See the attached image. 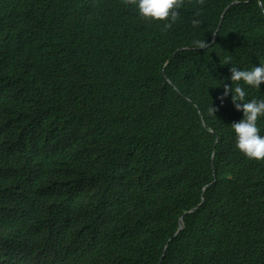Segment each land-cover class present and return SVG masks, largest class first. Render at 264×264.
<instances>
[{
    "label": "trees",
    "instance_id": "trees-1",
    "mask_svg": "<svg viewBox=\"0 0 264 264\" xmlns=\"http://www.w3.org/2000/svg\"><path fill=\"white\" fill-rule=\"evenodd\" d=\"M226 58L264 63L258 0H182L167 30L125 0H0V264H264Z\"/></svg>",
    "mask_w": 264,
    "mask_h": 264
},
{
    "label": "clouds",
    "instance_id": "clouds-1",
    "mask_svg": "<svg viewBox=\"0 0 264 264\" xmlns=\"http://www.w3.org/2000/svg\"><path fill=\"white\" fill-rule=\"evenodd\" d=\"M259 1L260 0H258V3ZM125 3L133 5L141 18L162 22L164 30L171 28L182 9V0H125ZM232 3H238V1H232L230 4ZM229 5L224 8L223 12L227 10ZM193 15L194 18L190 23L194 28L199 27L201 24V20L198 18L200 15L199 11L195 12ZM221 20L222 15L219 18L217 28ZM213 35L215 40V32L212 36ZM211 39L206 44L204 40H193L192 46L195 49L208 47L214 42L213 40V42L210 43ZM181 49L187 48L183 47ZM177 50H175L174 53ZM224 64L230 65V76L228 79L231 81V87H229L227 83L223 84V92L218 99L223 103V99L228 97L229 93H231L233 107L237 111H242V118L230 124L234 134L235 147L249 159H264V135L260 134V129L257 124L258 119L264 117V99L246 98L248 88L259 89L261 83L264 82V63H258V65L244 69L241 67L237 68L236 65L230 62L229 58H226ZM166 80L171 83L168 78H166ZM210 111L213 113V107H210Z\"/></svg>",
    "mask_w": 264,
    "mask_h": 264
},
{
    "label": "water",
    "instance_id": "water-1",
    "mask_svg": "<svg viewBox=\"0 0 264 264\" xmlns=\"http://www.w3.org/2000/svg\"><path fill=\"white\" fill-rule=\"evenodd\" d=\"M259 6L263 9V5L261 4L260 1H259ZM263 13H264V9H263ZM213 40H214V35L212 36V39H211L210 43H212ZM210 43H209V44H210ZM206 46H207V45H206ZM181 220H182V218L180 217V218H179V221L181 222Z\"/></svg>",
    "mask_w": 264,
    "mask_h": 264
}]
</instances>
